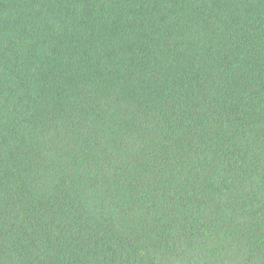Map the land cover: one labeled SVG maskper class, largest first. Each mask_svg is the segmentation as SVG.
I'll return each mask as SVG.
<instances>
[{"label":"trees","instance_id":"16d2710c","mask_svg":"<svg viewBox=\"0 0 264 264\" xmlns=\"http://www.w3.org/2000/svg\"><path fill=\"white\" fill-rule=\"evenodd\" d=\"M0 264H264V0H0Z\"/></svg>","mask_w":264,"mask_h":264}]
</instances>
